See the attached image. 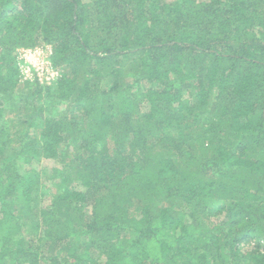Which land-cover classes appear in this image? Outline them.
<instances>
[{"label":"trees","instance_id":"trees-1","mask_svg":"<svg viewBox=\"0 0 264 264\" xmlns=\"http://www.w3.org/2000/svg\"><path fill=\"white\" fill-rule=\"evenodd\" d=\"M0 264H264V0H0Z\"/></svg>","mask_w":264,"mask_h":264},{"label":"rangeland","instance_id":"rangeland-1","mask_svg":"<svg viewBox=\"0 0 264 264\" xmlns=\"http://www.w3.org/2000/svg\"><path fill=\"white\" fill-rule=\"evenodd\" d=\"M31 48H33V47H31ZM41 48H43L45 51V52L43 50L40 51V53L42 54L41 56H43V55L49 56L48 54H50L53 51L52 45H44V46H41ZM26 49H28V48L21 46V47H18L15 51V55L17 57L16 62H17V65H18V68L20 71V85H21L20 90H23L25 92V90L27 91L30 88H36L38 85L39 86H51L50 84H41L40 81L38 79H36V75L32 76V74L27 72V69H29L28 68L29 65H28L27 61L30 59V57H31V59H34L33 58L34 53H33V51H32V54L27 53L25 51ZM36 57L37 58L34 59V62L35 63H41L40 56H36ZM30 66H31V64H30ZM31 68H32V66H31ZM126 68H127V70H131L130 64H127ZM134 74H137V73H134ZM33 77H35V78H33ZM146 102L147 101H144L142 103V105L144 107H146ZM34 103L37 104L39 106V108L43 109V113L47 112L48 107L50 105L54 104V102L47 101L46 98H44L41 102L36 100V101H34ZM54 165H55L54 161L45 160L44 164L42 166H47V167H49L48 169H50V168H52L51 166H54ZM128 235H130V233H128ZM70 259H72V258H69V260Z\"/></svg>","mask_w":264,"mask_h":264},{"label":"built area","instance_id":"built-area-1","mask_svg":"<svg viewBox=\"0 0 264 264\" xmlns=\"http://www.w3.org/2000/svg\"><path fill=\"white\" fill-rule=\"evenodd\" d=\"M44 49L41 47H36V48H28L25 51L27 53H31L32 51L34 53L33 58H37L36 56H40L41 58V63H35L34 59H30L27 61L28 63V68L27 72L32 74V76L36 75V79H38L40 81L41 84H51L53 83L59 76L58 71L53 68L52 65V60L50 59V54L47 55H43L40 53V51ZM45 52V51H44ZM37 53V54H36ZM32 56V55H31ZM32 68H31V66ZM57 71V72H56ZM35 78V77H33Z\"/></svg>","mask_w":264,"mask_h":264}]
</instances>
